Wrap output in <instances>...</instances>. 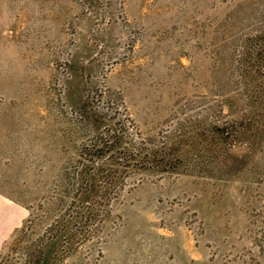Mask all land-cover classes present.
Listing matches in <instances>:
<instances>
[{
  "label": "rangeland",
  "instance_id": "obj_1",
  "mask_svg": "<svg viewBox=\"0 0 264 264\" xmlns=\"http://www.w3.org/2000/svg\"><path fill=\"white\" fill-rule=\"evenodd\" d=\"M0 195V264H264V0H0Z\"/></svg>",
  "mask_w": 264,
  "mask_h": 264
},
{
  "label": "crops",
  "instance_id": "obj_2",
  "mask_svg": "<svg viewBox=\"0 0 264 264\" xmlns=\"http://www.w3.org/2000/svg\"><path fill=\"white\" fill-rule=\"evenodd\" d=\"M24 213L22 206L0 195V250L9 233L21 223Z\"/></svg>",
  "mask_w": 264,
  "mask_h": 264
},
{
  "label": "trees",
  "instance_id": "obj_3",
  "mask_svg": "<svg viewBox=\"0 0 264 264\" xmlns=\"http://www.w3.org/2000/svg\"><path fill=\"white\" fill-rule=\"evenodd\" d=\"M90 193V191H89ZM71 233V227L66 225V227L63 228V232L61 234H59L58 238H56L57 240L54 242V248L52 249V247L50 246V244H46L42 249V253L40 254V256L38 257L37 261H39L42 257L41 255H43L41 261H39L38 264H52V259L55 255V253L57 252V250L59 249L58 246H60V243L63 241V239L65 237H69ZM40 258V259H39Z\"/></svg>",
  "mask_w": 264,
  "mask_h": 264
}]
</instances>
